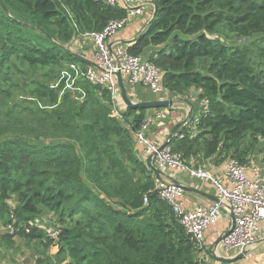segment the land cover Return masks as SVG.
Segmentation results:
<instances>
[{
	"label": "trees",
	"instance_id": "trees-1",
	"mask_svg": "<svg viewBox=\"0 0 264 264\" xmlns=\"http://www.w3.org/2000/svg\"><path fill=\"white\" fill-rule=\"evenodd\" d=\"M149 1L154 15L129 52L155 48L147 59L162 71L167 93H196L189 103L193 132L180 128L168 147L194 167L215 157L243 164L263 152L264 0ZM124 17L98 0H0V214L11 215L9 226L27 240L57 243L69 257L65 264H197L134 149L147 110L126 108L117 119L109 93L83 78L80 103L64 96L58 105V93L38 83L32 95L56 105L50 112L9 106L11 91L2 89L13 76L40 71L55 80L66 63L84 69L67 48L73 38ZM220 31L262 41L227 45L215 37ZM43 210L58 217L60 226L50 227L56 242L38 228L22 229L39 224Z\"/></svg>",
	"mask_w": 264,
	"mask_h": 264
},
{
	"label": "built area",
	"instance_id": "built-area-1",
	"mask_svg": "<svg viewBox=\"0 0 264 264\" xmlns=\"http://www.w3.org/2000/svg\"><path fill=\"white\" fill-rule=\"evenodd\" d=\"M98 1L106 7L123 10L125 17L110 21L100 32L80 34V38L92 40L94 51L91 65L85 69L79 67L84 72L77 69L81 78L109 93L111 114L117 119H122V112L118 107L120 90L115 76L117 72L126 87L142 86L149 89L153 95H168L162 84V71L158 67L142 55H132L128 50L129 45L112 41L119 31L136 18L146 15L151 8L148 0ZM73 26L77 31L74 23ZM151 122V117L146 118L134 133V141L144 147L145 157H151L152 164L160 171L165 168L184 171L194 179L210 183L216 192L218 200L212 206L189 211L183 207V192L176 183L166 181L162 176L154 177L152 193L168 205L172 215L181 225L193 247L197 264H220L213 261L212 255L220 254L214 249L208 250L204 241L206 232L217 224L222 213L231 216L228 229L232 227L219 244L227 254L223 257L232 258L247 250L257 241L260 223L264 222V177L262 178L256 162L241 164L229 159L223 175L216 177L202 167L188 166L181 160L180 155L173 153L168 146L151 142L147 136ZM144 204H148L147 197L144 198ZM39 227L34 221L22 229L29 233ZM8 231L11 234L16 233L12 226H8ZM45 232L53 242L58 240V232L55 229H46ZM229 252L232 253L229 255Z\"/></svg>",
	"mask_w": 264,
	"mask_h": 264
},
{
	"label": "rangeland",
	"instance_id": "rangeland-1",
	"mask_svg": "<svg viewBox=\"0 0 264 264\" xmlns=\"http://www.w3.org/2000/svg\"><path fill=\"white\" fill-rule=\"evenodd\" d=\"M136 34L137 32L135 33V35ZM215 37H218L222 42L227 45L236 44L242 46H251L255 43L259 44V42L262 41L260 39V36L245 40L235 39L231 34L227 32H221L218 34V36L215 35ZM73 39L74 40L72 41V44L67 47L72 53L80 55L81 50L85 51L87 54H89V52L91 51H94V45L91 39H82L80 38V34H77V36ZM261 44L264 45V41H262ZM152 49L153 48H151L150 51H152ZM77 68L80 69L78 65H73L71 63L64 64L59 71L58 77L55 80H46L44 78H41L40 75L44 74L43 71L31 73L29 76L26 77L13 76L12 82H8L7 84H4L2 86L3 90L9 89L11 91L12 100L8 102L9 106L17 104L22 105L24 107H29L33 110L46 112H50L55 109L56 105L43 104L39 99L32 95V93L36 90V86L38 85V83H44L45 85H47L48 89L56 91L58 93V105L62 102L64 96H69L74 102L80 103V78L82 76L80 75V71ZM13 85L17 86L13 87ZM126 89L127 91L130 90L127 87ZM146 90L148 91L149 89H139L137 91V96H139L140 94L141 97H134V100L132 99V101H149L151 100V98H153V100H158V98L164 96L153 95L150 91H148L149 95H147L145 93ZM144 94L145 96H143ZM195 95L196 93L192 90L187 92V94H185L183 97H176L168 94V96L172 97L174 105H176V107L179 108L178 110H181L182 112L181 121L179 123L184 121V124L182 126L184 128H187L190 132H193L190 128V122L193 121L191 119H196L197 116L187 117V114L189 111L191 112L189 103L196 102L192 99L193 97H195ZM118 107H120V112H124L126 109L121 99L118 101ZM156 111L157 110H149L147 111V114H153ZM32 142L34 143L36 141ZM259 159H262V161H264V151L261 153H252L249 156L247 162L254 160L256 163H258ZM135 177L140 180V178L136 174ZM9 205L12 209L14 207V202H9ZM11 217V215L0 214V264H65L69 260L67 254L60 250V246L57 243L54 244L49 242L48 244L47 240H45L44 238L42 239V241L39 239L27 240L26 238L17 233L15 235H11L10 231H8V226ZM40 219V227L37 229V232L39 233L45 234L46 229L51 230L52 228L50 227L60 226L57 215L48 210L42 211V213L40 214ZM36 222L38 223V221ZM1 236H7V239L2 240ZM217 239L218 237H215V239L213 241H210V243L215 242ZM231 253L232 252H229L228 254L230 255ZM263 253L264 248L263 250L260 249L253 251L252 256H256L258 254ZM259 261L263 262L262 259H259Z\"/></svg>",
	"mask_w": 264,
	"mask_h": 264
},
{
	"label": "crops",
	"instance_id": "crops-1",
	"mask_svg": "<svg viewBox=\"0 0 264 264\" xmlns=\"http://www.w3.org/2000/svg\"><path fill=\"white\" fill-rule=\"evenodd\" d=\"M149 4L151 8L149 10L150 12L146 13V15L144 16L138 17L135 20H133L132 23H130L124 29L119 31L115 35V37L112 39V41H118L126 45H129V43L132 40H134V38L137 37L139 33L143 30L146 23L150 21L153 17L154 7L151 1H149ZM136 32L137 34L135 35ZM82 39H86V38H82ZM150 49L151 48L147 49V52H146L147 55L145 54L142 56H144L145 58H148V56L151 55L155 50L153 48L152 51H150ZM80 55L86 61V66L84 68L91 65L93 51L87 54L85 51L81 50ZM127 88L130 89L128 90L129 98L131 100L132 99L134 100V97L136 98L141 97L140 94L139 96H137V91L145 87L128 86ZM145 93L149 95V92L147 90L145 91ZM143 96H145V94ZM171 96L164 95L163 97L158 98V99L160 100L172 99ZM151 100H153V98H151ZM139 101L142 102L145 100H139ZM178 109L179 108H177L176 105H174L171 109L157 110L153 114H151L152 112L150 111L151 113L147 114V117L152 118L149 131L147 132L148 139L151 142L158 144V145H162L166 141L170 131L173 129V127H175L181 121L182 112L181 110H178ZM135 142H134V147H135L134 149L137 152L139 159L143 161V163L145 164V161L147 158L144 155V147L141 145H138ZM228 160L229 159L219 160L218 158L215 157V158H210V159H207L199 163L198 166H201L203 169L210 172L212 175L216 177H221L226 169ZM187 164L190 167H194L193 161ZM256 165L263 178L264 177V161H262V159H259ZM160 173L164 180L174 182L177 185H181L187 189L186 191L182 190L183 192L182 202H183V207L186 210L192 211L198 207L209 208L218 200L216 196V192L213 189L212 185L206 181L194 179L190 177L188 173L181 171V170H172V169L165 168V169H162ZM193 190H196L197 192H194ZM230 223H231V216L222 213L217 224L206 232L204 243H205V247L208 250L210 249L216 250L220 254L219 256L227 255L226 252L222 250V248L215 245L217 240L213 243H210V241H213L215 237L219 238L221 235H223V233L229 228ZM263 248H264V222L260 223L258 239L253 245H251L247 249L248 251L247 256L243 260L238 261L233 264H263L264 263V253L258 254L256 256H252L253 251L260 250V249L263 250ZM259 259H262L263 262H260ZM213 261L215 263H218L215 259H213Z\"/></svg>",
	"mask_w": 264,
	"mask_h": 264
},
{
	"label": "water",
	"instance_id": "water-1",
	"mask_svg": "<svg viewBox=\"0 0 264 264\" xmlns=\"http://www.w3.org/2000/svg\"><path fill=\"white\" fill-rule=\"evenodd\" d=\"M154 15V13H153ZM73 55L79 59L81 62L86 63V61L81 57V55L79 54H74ZM116 80H117V84L120 90V99L122 101V103L124 104V106L126 108H139V109H143V110H160V109H169L172 108L174 106V101L172 99H166V100H149V101H138V102H134L132 101L127 93V89L126 86L120 76V73H116ZM191 116V112L189 111L187 114V117ZM184 124V121L181 123H178L175 127H173V129L170 131L166 141L162 144V146H168L170 140H172L173 137H175L179 131L180 128H182V125ZM145 166L147 167V169L149 171H151V173L154 175L155 178H160L161 177V173L160 170L157 169L153 164H152V158L148 157L145 161ZM178 188H180L181 190L186 191L187 189L181 185H176ZM194 192H197L196 190H193ZM222 215V214H221ZM231 229H227L223 235H221L215 245L219 246V244L224 240V238L230 233ZM248 254V251L245 250L241 253H239L238 255L232 257V258H227V257H221V256H217L216 254H212L213 258L221 264H233L236 263L238 261L243 260ZM264 264V263H263Z\"/></svg>",
	"mask_w": 264,
	"mask_h": 264
},
{
	"label": "clouds",
	"instance_id": "clouds-1",
	"mask_svg": "<svg viewBox=\"0 0 264 264\" xmlns=\"http://www.w3.org/2000/svg\"><path fill=\"white\" fill-rule=\"evenodd\" d=\"M223 257V256H222ZM214 259V258H213Z\"/></svg>",
	"mask_w": 264,
	"mask_h": 264
}]
</instances>
